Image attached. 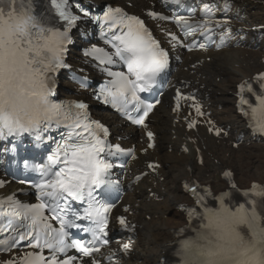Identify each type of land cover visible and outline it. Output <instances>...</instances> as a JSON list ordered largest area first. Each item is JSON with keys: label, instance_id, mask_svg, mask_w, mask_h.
I'll use <instances>...</instances> for the list:
<instances>
[{"label": "snow or ice", "instance_id": "snow-or-ice-1", "mask_svg": "<svg viewBox=\"0 0 264 264\" xmlns=\"http://www.w3.org/2000/svg\"><path fill=\"white\" fill-rule=\"evenodd\" d=\"M52 2L59 18L70 28L77 18L66 10L68 0ZM205 9L206 18L197 27L205 39L210 40L209 34L213 28L209 25L220 27L226 25L227 21H214L210 5H205ZM84 14L87 15V12ZM104 19L111 22L109 31L116 25L121 26L120 34H113V39L119 42L114 45L115 55L127 66V74L110 73L114 79L102 89L105 103H111L133 123L146 127L145 120L159 101L145 103L139 93L149 92L157 78L167 69L168 53L151 38L143 22L137 17L127 16L119 8H110ZM176 21L187 33L194 34L195 29L189 19L178 16ZM226 35L227 31L224 36ZM224 36L221 37V45L224 43ZM172 39L175 40L176 37L173 36ZM66 42L67 28L60 31L57 27H45L32 14L30 0H0V139L28 134L36 141L42 142L45 139L44 134L53 130V126L56 130L61 127L66 129L61 133L62 139L59 142L55 141L53 136H47L49 141L56 144V148L47 156V163L33 166L32 170L38 172L41 177L39 183L33 184L38 191L40 203L24 205L14 201L13 197L7 198V202L14 206L12 216L15 220H9L8 224L14 235L0 239V251L10 252L19 247L21 242H26V247L34 251L2 260L0 264H75L77 257L67 255L69 249H76L82 257H90L94 252L100 251L99 247H96L97 243H109L106 237L109 228L108 214L112 205L99 200L96 190L113 183L106 179L112 165L102 156L106 149L107 154L113 153L105 140L93 129V125L104 135H107V129L97 122H88L85 103L61 104L51 99L54 95L52 74L66 67L63 61ZM191 47L192 45H189V48ZM199 47L203 49L206 45L200 43ZM108 62L113 63L111 57ZM255 79L260 82L259 93L253 90L251 84H241L239 88L241 93L245 90L252 93L256 104H250L243 96L241 103L248 105L250 109V113L248 110L244 111L246 116L250 115V126L254 131L264 134V73H259ZM180 97L178 92V100ZM184 99L194 100V97ZM193 107L197 115H203L198 104ZM133 112L139 115L133 117ZM208 123V130L220 136L223 130L216 128L211 121ZM195 124L196 121H193L189 127H194ZM147 137L152 141L153 133L147 132ZM148 147H153V144L149 143ZM121 151L117 146L116 152ZM128 154L133 155L131 152ZM148 167L154 169L158 166L150 163ZM224 175L230 178L232 174L226 171ZM0 186H3V181H0ZM184 187L195 196L199 206V210L196 207L184 209L188 219L193 221L203 215L209 224L221 213L232 216L240 214L241 219L246 218L248 206H251L254 212L256 198L264 197V189L254 183L250 190L241 192L246 199L238 203L233 210L225 203L226 200H232L231 192L214 196L207 188L200 190L189 184ZM231 189L236 190L237 186L233 183ZM210 200H215L219 207H209ZM70 201L87 206L79 211L73 209ZM2 203L3 201H0V204ZM45 210L51 215H45ZM117 219L122 227H131L124 217ZM49 220L58 221L59 227H53ZM77 221L89 223L85 227ZM69 229H81L91 233L92 240L87 244L81 240L69 243ZM0 232H3V228H0ZM121 248L128 252L131 243L125 242ZM44 249L49 250L50 257L43 254ZM59 254H64L66 258L60 259ZM90 264L99 262L93 259Z\"/></svg>", "mask_w": 264, "mask_h": 264}, {"label": "bare ground", "instance_id": "bare-ground-1", "mask_svg": "<svg viewBox=\"0 0 264 264\" xmlns=\"http://www.w3.org/2000/svg\"><path fill=\"white\" fill-rule=\"evenodd\" d=\"M262 1L238 0L235 2V5L242 7L247 14L246 18L240 21V24L253 26L264 23ZM211 57L212 60L202 66L203 75L199 77L196 73L193 78L199 81V85H197L199 89L201 86H205L200 90L209 94L208 100L211 103L223 105V109L220 112L214 111L220 119L227 123L233 120L238 122L239 120L232 113V102L229 92L235 83L251 76L258 69L264 68V63L261 62V59L264 58V34L256 50L228 49L220 53H213ZM181 74L186 76L190 73L181 72ZM216 78H219L220 81L218 82ZM164 115L167 116L168 125L164 122ZM153 117H155L153 124L161 135L156 154L161 159L163 165L161 172L165 176L164 181L159 185L162 188L158 186L154 190L159 192V195L164 198L162 201L156 202L152 196H149V191H146V187L154 185L146 180L136 186L126 198L132 203V208L135 210L133 218L136 222L137 243L133 258L140 260L142 264H166L169 258L171 242L176 240L177 229L184 222L183 215L177 210V205L185 198L181 192V182L189 176L188 165H191L197 171H202L203 169L195 166L192 156L179 154V139L178 137L173 139L174 133L172 131H176L175 134L178 136L183 135V131L180 128L173 127L172 115L167 108L163 107V104ZM233 130L243 133L239 125L234 127ZM164 140L170 144L173 149L172 152H167L163 149L161 143ZM204 144L211 155V161H213L212 171L206 172H211L212 174L213 170L232 164L234 158H236L241 162L238 163L241 165L238 171L239 177L243 182H246V185L247 182L254 180V171L258 172L260 179H264V150H261L264 148V143H252L250 145V148H255V152L258 155L255 160L250 161V164L244 162V159L247 158L244 153L236 152L235 150H231L229 157H225L222 151L227 149V147L222 142H220V146H215L211 137L207 136ZM257 145H260L261 149L259 146L257 148ZM246 151L248 152L249 149ZM220 184L219 182L218 185ZM146 214L150 215L149 219L145 217ZM125 264H132V261L129 259Z\"/></svg>", "mask_w": 264, "mask_h": 264}, {"label": "clouds", "instance_id": "clouds-1", "mask_svg": "<svg viewBox=\"0 0 264 264\" xmlns=\"http://www.w3.org/2000/svg\"><path fill=\"white\" fill-rule=\"evenodd\" d=\"M256 199L255 211L248 206L246 218L221 213L209 224L202 215L186 225L176 241L178 264H264V197ZM225 203L233 210L238 204Z\"/></svg>", "mask_w": 264, "mask_h": 264}, {"label": "rangeland", "instance_id": "rangeland-1", "mask_svg": "<svg viewBox=\"0 0 264 264\" xmlns=\"http://www.w3.org/2000/svg\"><path fill=\"white\" fill-rule=\"evenodd\" d=\"M164 122H165V124L166 125H168V121H167V116L166 115H164ZM162 133H163V131H162ZM258 146H259V148L261 149V146L260 145H257V148H258ZM247 146H245L244 148H246ZM251 149V150H250ZM249 150H250V155H252L251 156V159L252 160H250L249 158H246V159H244V162L246 163V162H248L249 164H250V161H253V160H255V158L258 156L257 155V152H255V153H253L252 152V150H254L255 151V148H249ZM261 150H264V148L263 149H261ZM241 153H244V150L241 152ZM245 155V154H244ZM214 157V156H213ZM239 160H236V161H234V164H233V166H234V168H235V170L237 171V174H238V169H240L241 168V165L240 164H238V163H241L240 161L238 162ZM213 162V161H212ZM229 164V163H228ZM262 171V170H261ZM263 172V171H262ZM261 172V173H262ZM254 173L255 174H253V178L255 179V180H260V178L258 177V172H256V171H254ZM239 175V174H238Z\"/></svg>", "mask_w": 264, "mask_h": 264}]
</instances>
